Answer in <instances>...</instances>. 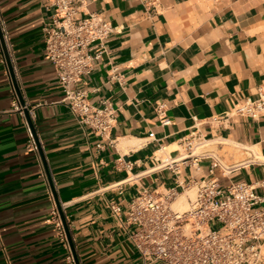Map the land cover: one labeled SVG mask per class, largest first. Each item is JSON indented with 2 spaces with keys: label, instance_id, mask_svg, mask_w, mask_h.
Segmentation results:
<instances>
[{
  "label": "crops",
  "instance_id": "obj_1",
  "mask_svg": "<svg viewBox=\"0 0 264 264\" xmlns=\"http://www.w3.org/2000/svg\"><path fill=\"white\" fill-rule=\"evenodd\" d=\"M148 1L88 0L79 13L116 27L77 84L91 105L108 100L116 109L115 126L100 137L62 102L44 51L42 27L53 9L45 0H0L7 63L79 264H142L125 212L143 187L175 188L176 200L188 204L194 190L180 182L212 177L223 186L244 181L264 195V117L230 114L236 101L264 89V0H159L155 8ZM11 89L0 62V264H69L51 217L53 191L38 150L28 149L25 109L13 108ZM191 132L205 156L180 161Z\"/></svg>",
  "mask_w": 264,
  "mask_h": 264
},
{
  "label": "built area",
  "instance_id": "obj_2",
  "mask_svg": "<svg viewBox=\"0 0 264 264\" xmlns=\"http://www.w3.org/2000/svg\"><path fill=\"white\" fill-rule=\"evenodd\" d=\"M159 0H149L155 8ZM88 0H45L46 7L53 9L44 32V51L52 63L60 89L62 102L75 115L81 125L104 137L115 126L117 112L108 100L96 107L88 100V91L77 86L93 66V60L101 57L105 41L116 30L110 22L94 12L79 16ZM1 45V44H0ZM93 49H97L92 53ZM0 62L4 65L11 90L15 95L13 108L21 114L26 106L20 103L11 74L13 73L0 48ZM27 109V108H26ZM162 106L157 105V112ZM252 119L264 117V89L256 99L244 98L236 101L230 113ZM162 124L169 121L165 118ZM28 149L37 151L29 128ZM153 136V133H149ZM185 151L177 159L186 161L194 154V148L203 145L200 135L191 132L181 141ZM165 159L164 167L173 168V161ZM216 164L212 162L209 174ZM182 189H195L185 210L174 209L177 198L175 188L164 193L143 187L127 205L125 222L133 228L128 239L138 250L142 264H262L264 263V195H257L254 187L244 181L220 184L217 178L190 177L180 182ZM259 204L261 206L257 207ZM116 216L122 213L120 203L111 205ZM58 236L69 250L64 227L56 205L51 209ZM212 224L214 226H212ZM71 250H69V253ZM69 264H75L72 253L67 256Z\"/></svg>",
  "mask_w": 264,
  "mask_h": 264
},
{
  "label": "water",
  "instance_id": "obj_3",
  "mask_svg": "<svg viewBox=\"0 0 264 264\" xmlns=\"http://www.w3.org/2000/svg\"><path fill=\"white\" fill-rule=\"evenodd\" d=\"M0 41H1V44H2V48L4 50V54H5L6 58H7V53H6V49H5L4 42H3V35H2V32H1V28H0ZM11 76H12V80H13V85H14L15 91H16L18 97H19V101L23 105V101L21 100V95H20V92L18 90L17 84L15 83L12 74H11ZM24 113H25L29 128H30V130L32 132V135L34 137V140H35V143H36V146H37V150H38V152L40 154V158H41L45 173L47 175L51 190L53 191V197H54V200H55V205H56V208L58 210L60 219L62 221V224H63V227H64V231H65V234H66V238H67V241H68V244H69L73 259H74V262H75V264H79L78 257H77V254H76V251H75V248H74V245H73V242H72L69 230H68L66 219H65V216H64L63 211H62V207H61V205H60V203L58 201L57 195L54 193V187H53V184H52V181H51V177H50V174H49L46 162H45V158H44V155H43V153L41 151V148H40L39 142L37 140V136H36L33 124H32V122H31V120L29 118L28 110L26 108L24 110Z\"/></svg>",
  "mask_w": 264,
  "mask_h": 264
},
{
  "label": "bare ground",
  "instance_id": "obj_4",
  "mask_svg": "<svg viewBox=\"0 0 264 264\" xmlns=\"http://www.w3.org/2000/svg\"><path fill=\"white\" fill-rule=\"evenodd\" d=\"M174 147H172V148H174ZM200 147H202V145H199V146L195 147L194 148V152L195 153L198 152L200 150ZM172 148H170V149H172ZM184 154H185L184 149H181V155H184ZM196 154H200V153H196ZM193 190L195 191L194 188H193ZM172 206H173L174 209H178V210H185V209L188 208V204H187V202L185 201L184 198H178L176 201L173 202Z\"/></svg>",
  "mask_w": 264,
  "mask_h": 264
},
{
  "label": "rangeland",
  "instance_id": "obj_5",
  "mask_svg": "<svg viewBox=\"0 0 264 264\" xmlns=\"http://www.w3.org/2000/svg\"><path fill=\"white\" fill-rule=\"evenodd\" d=\"M212 226H214V225L212 224Z\"/></svg>",
  "mask_w": 264,
  "mask_h": 264
}]
</instances>
